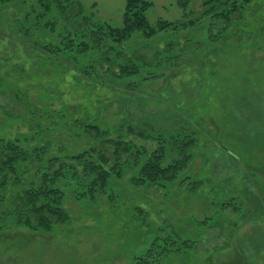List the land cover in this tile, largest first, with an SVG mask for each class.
Masks as SVG:
<instances>
[{"label":"rangeland","instance_id":"374dc122","mask_svg":"<svg viewBox=\"0 0 264 264\" xmlns=\"http://www.w3.org/2000/svg\"><path fill=\"white\" fill-rule=\"evenodd\" d=\"M147 1L151 25L183 21L174 0ZM206 1H190L187 20L203 16L194 26L107 43L149 64L124 79L100 66L103 51L56 56L42 47L79 41L98 25L121 26L126 0L0 4V138L46 147L44 161L94 146L87 120L121 132L150 124L168 140L181 131L197 140L171 182L138 186L140 167L125 165L91 199L77 196L87 183L65 175L56 186L69 220L50 231L1 211L0 264H264V0H251L217 42ZM84 17L90 22L76 33ZM90 65L96 70L88 78L81 70ZM144 140L137 141L149 152L159 145ZM176 157L167 149L163 165Z\"/></svg>","mask_w":264,"mask_h":264},{"label":"trees","instance_id":"16d2710c","mask_svg":"<svg viewBox=\"0 0 264 264\" xmlns=\"http://www.w3.org/2000/svg\"><path fill=\"white\" fill-rule=\"evenodd\" d=\"M10 1L0 0V4ZM174 1L183 11V21L172 22L159 19L153 26L147 18V12L152 6L151 2L126 0L121 26L98 25L92 31L90 30L89 34L80 36L82 38L79 41L70 36L63 40L59 47L51 49L44 46L42 48L47 54L56 56L71 51L85 55L90 50H100L104 52L100 66L105 67L114 78L137 77L149 65L144 61L145 58L139 53L128 56L122 51L116 52L115 48L107 43L110 41L116 44L122 43L137 31L141 32L145 38H152L161 32L194 26L203 19L201 16L187 20L191 0ZM250 2L251 0H208L204 3L208 7L203 15L211 16L212 21L216 22V42L234 27V22L243 20L244 10ZM79 14L82 12L79 11ZM89 22L90 19L84 17L76 33H79L80 27H87ZM171 46L172 44L167 46L166 52L171 50ZM113 52H116L114 59L110 56ZM160 65L155 63L150 66L159 67ZM95 70L94 66L90 65L81 71L90 78ZM155 74L150 73L146 79ZM129 88V90H135L131 85ZM114 127L103 129L95 120H87L85 128L95 138L96 144L76 155L53 156L47 161L43 159L47 152L46 147L28 150L23 148L18 140L0 138L1 214H4V217L14 215L19 224L31 230L50 231L54 225L64 224L69 220V215L63 207L64 192L56 186L65 175L77 179L79 186L87 183V190L77 193V196L80 197L82 194L81 197L91 199H95L98 193L104 194L111 175L121 177L122 168L125 165L140 167L138 176L132 181L138 186L159 181L171 182L187 167L191 158L190 149L197 142L194 134L188 135L184 131L168 140L163 135H155L150 124L143 125L144 130H137L130 125L126 128L127 131L124 130L125 132H121L125 128L118 127L119 131H117L116 126ZM136 139H145L144 141L157 139L159 145L149 152L147 147L140 145ZM167 149L175 152L177 157L164 166ZM144 156L146 160L142 161ZM24 175H36V177L28 180Z\"/></svg>","mask_w":264,"mask_h":264}]
</instances>
